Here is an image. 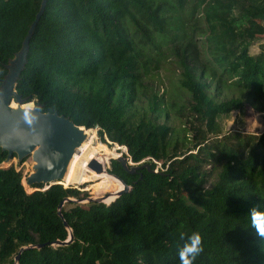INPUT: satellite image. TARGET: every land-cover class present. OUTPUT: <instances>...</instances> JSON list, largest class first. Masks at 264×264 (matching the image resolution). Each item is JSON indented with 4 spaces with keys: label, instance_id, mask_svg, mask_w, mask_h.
Returning a JSON list of instances; mask_svg holds the SVG:
<instances>
[{
    "label": "trees",
    "instance_id": "trees-1",
    "mask_svg": "<svg viewBox=\"0 0 264 264\" xmlns=\"http://www.w3.org/2000/svg\"><path fill=\"white\" fill-rule=\"evenodd\" d=\"M41 4L0 0V85ZM263 41L264 0H47L18 94L98 129L150 170L130 174L112 160L109 173L131 191L110 205L66 202L60 217L63 202L88 194L27 193L21 171L0 167V264L70 230L71 245L24 251L18 264H179L194 232L193 264H264V235L249 219L264 206V134L221 137L222 119L245 105L264 115V51L251 53ZM162 69L175 71L169 98ZM7 157L0 149V166ZM251 222L261 228L264 214Z\"/></svg>",
    "mask_w": 264,
    "mask_h": 264
},
{
    "label": "water",
    "instance_id": "water-1",
    "mask_svg": "<svg viewBox=\"0 0 264 264\" xmlns=\"http://www.w3.org/2000/svg\"><path fill=\"white\" fill-rule=\"evenodd\" d=\"M46 3L47 0H42L40 10L30 26L20 51L7 64L8 73L0 85V149L8 155L4 163H10L14 156H16L15 158L19 163L30 157L32 167L26 179V184L31 188L42 185L44 187L43 191L55 185L64 186L62 181L66 179L70 164L88 139L87 132L90 131L84 127L77 126L70 118L57 112L44 113L42 111L43 106L40 104H34L33 108L28 107L29 103H26V100L17 92V82L28 62L30 41L37 24L44 14ZM126 150L128 152L127 148ZM115 160H118L124 170L130 174L144 168L150 170L149 164L144 162L134 164L124 156H119ZM88 167L97 173L104 171L101 163L96 160L91 161ZM112 176L122 184L123 188L116 193L114 200L110 204L124 194L129 193L132 189L121 178ZM86 200L87 203L98 202L106 204L101 199L87 198ZM82 201L85 200L67 199L60 205L58 215L63 217L61 210L64 207V203H81ZM65 225L67 227L66 223ZM73 242L74 235L70 230L69 238L66 241L21 248L14 262L15 264L19 263L24 251L42 249L46 246H69Z\"/></svg>",
    "mask_w": 264,
    "mask_h": 264
},
{
    "label": "rangeland",
    "instance_id": "rangeland-1",
    "mask_svg": "<svg viewBox=\"0 0 264 264\" xmlns=\"http://www.w3.org/2000/svg\"><path fill=\"white\" fill-rule=\"evenodd\" d=\"M259 51H264L263 44L259 45L258 43H256L251 46V53L253 55H257ZM158 73L159 76H157L156 80L161 81V86H162L161 94H163L165 98H169L171 94V87L166 77L169 78L172 77V75H175V71L173 72L172 69V71L170 70V72H167L165 69H162ZM30 105L31 106L29 105L27 106L31 108L35 106L34 103H31ZM183 121L185 122V119ZM184 122L183 123L178 122V126L182 127ZM221 125L223 129V133L221 137H225V136L227 137L228 135H235L236 133H239L242 136L245 135L258 136L264 134V115L247 104L244 106V108L241 111H236L232 113L230 116L223 118ZM90 131L91 132L89 134H91L92 141L90 143L88 150L86 149L87 151H90L91 148H97V150H100L102 152L101 146L103 145L106 146L113 153V155L109 157V161L106 164L107 167L106 171L107 170L109 171L111 169V161L115 160L119 156H126L130 160L126 148L119 147L118 145H112L106 138H105L106 143H104V141L99 136L97 130H90ZM209 139L213 141L214 137L209 136ZM83 146L85 148L88 147L87 145H85V143L83 144ZM11 166H14L18 171L22 172L23 185L27 193H33L34 191L38 190L36 188L28 187L26 184V179L30 174L32 167V161L30 157L25 159L22 163H19L17 159L14 158L10 163H3L0 167L6 169V168H10ZM157 167L160 168L161 164L159 163ZM206 170H208L212 174L210 180V185H211L216 182L218 170L217 168H213L211 165L208 166ZM62 183L65 188H69V187L75 188L82 193H87L88 198H92V199L107 198L108 196L115 195L116 193H118L120 189L123 188V187L121 188L120 185H118V183H116L113 179L108 177H102L97 181L94 182L89 181L88 183H83V184L73 183L70 186L64 181H62ZM100 189H103L102 193H97ZM84 200L85 201H82L81 203L76 202V204L87 206L88 204L87 200L86 199ZM106 204H110V203H106Z\"/></svg>",
    "mask_w": 264,
    "mask_h": 264
},
{
    "label": "bare ground",
    "instance_id": "bare-ground-1",
    "mask_svg": "<svg viewBox=\"0 0 264 264\" xmlns=\"http://www.w3.org/2000/svg\"><path fill=\"white\" fill-rule=\"evenodd\" d=\"M90 132L91 131L87 132L89 137L85 142V145H87L88 147L85 148L82 145L80 152L74 156L70 164L66 179L64 181L67 182L68 184H73V183L83 184V183H88L89 181H93V182L97 181L102 177H108L113 179L122 188L123 187L122 184L115 177L109 175L108 170L106 171L107 169L106 164L109 161V157L112 156L113 153L106 146L103 145L101 146L102 152L100 150H97V148H91L90 151H87L92 141L91 134H89ZM93 160H96L99 163H101V165L104 168V171L97 173L95 171L90 170L88 165ZM115 195L108 196L107 198H98V199L103 200L105 203H110L114 200Z\"/></svg>",
    "mask_w": 264,
    "mask_h": 264
},
{
    "label": "clouds",
    "instance_id": "clouds-1",
    "mask_svg": "<svg viewBox=\"0 0 264 264\" xmlns=\"http://www.w3.org/2000/svg\"><path fill=\"white\" fill-rule=\"evenodd\" d=\"M259 209V211H257ZM261 213L264 214V206L254 207L249 215L250 225L254 227L260 235H264V226L261 228H257L255 222H251V217L254 213ZM202 251V240L199 233H192L189 237L187 242L183 245L180 249L178 256H179V264H193L195 258L200 254Z\"/></svg>",
    "mask_w": 264,
    "mask_h": 264
},
{
    "label": "crops",
    "instance_id": "crops-1",
    "mask_svg": "<svg viewBox=\"0 0 264 264\" xmlns=\"http://www.w3.org/2000/svg\"><path fill=\"white\" fill-rule=\"evenodd\" d=\"M258 44H259V45H261V44H263V45H264V41H263V42H259ZM259 52H260V51H259Z\"/></svg>",
    "mask_w": 264,
    "mask_h": 264
},
{
    "label": "built area",
    "instance_id": "built-area-1",
    "mask_svg": "<svg viewBox=\"0 0 264 264\" xmlns=\"http://www.w3.org/2000/svg\"><path fill=\"white\" fill-rule=\"evenodd\" d=\"M97 131H98V129H97Z\"/></svg>",
    "mask_w": 264,
    "mask_h": 264
}]
</instances>
